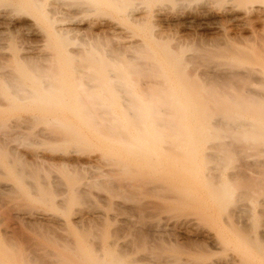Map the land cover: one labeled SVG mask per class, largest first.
<instances>
[{
	"label": "bare ground",
	"instance_id": "obj_1",
	"mask_svg": "<svg viewBox=\"0 0 264 264\" xmlns=\"http://www.w3.org/2000/svg\"><path fill=\"white\" fill-rule=\"evenodd\" d=\"M168 1L174 0H59L60 5L92 10L117 26L120 22L140 24L151 10L150 4L161 16V6ZM219 3L236 31L254 19L264 33V0H202L201 9L208 11ZM60 5L58 0L56 4L0 0V24L5 18L33 16V32L42 37L41 47L47 54L53 53L45 62L44 52L42 58H36L19 53L17 47L5 55V61L0 56V198L5 195L15 200L16 208L9 206L15 217L52 221L61 229L72 223L78 233H46L39 253L16 260L9 255L18 246L17 235L5 228L0 238V264H152L150 257L156 253L149 256L152 249L146 251L150 240L160 249L164 247L159 258L163 264H240L233 256L204 258L210 250L206 247L193 250L186 258L168 253L181 249L179 243L166 242L163 233L173 226L181 228L185 236L198 230L210 247H221L222 233L211 230L214 219L227 223L230 209L240 201L250 216L253 206L264 207V91H259L260 86L264 89V69L242 66L239 60L264 63V34L254 54L232 44L233 38L226 39L224 47L216 46L229 58L225 68L218 67L221 73L217 68L213 74L200 75L184 64L193 63V57H174L181 49L179 44L161 48L168 63L162 67L153 50L136 40L120 46L121 51L103 47L107 41L100 38L75 42L74 27L59 23L61 18L52 15ZM73 21L78 23L76 18ZM215 50L207 52L216 56ZM56 54L61 55L60 65ZM255 72L260 73L258 90L238 84ZM122 75L130 79V87ZM104 84L113 89L107 90ZM65 93L72 97L65 98ZM116 101L122 104L117 112L110 105ZM62 106L75 122L50 116ZM54 166L65 171L68 183L57 175L45 178V170ZM34 201L51 205L68 217L33 209ZM87 201L93 203V209L76 207ZM234 224L228 227L238 231ZM125 228L134 234L119 241L117 233ZM248 239L252 240L245 236Z\"/></svg>",
	"mask_w": 264,
	"mask_h": 264
},
{
	"label": "rangeland",
	"instance_id": "obj_2",
	"mask_svg": "<svg viewBox=\"0 0 264 264\" xmlns=\"http://www.w3.org/2000/svg\"><path fill=\"white\" fill-rule=\"evenodd\" d=\"M43 1H51V2L54 1V4H56L57 0H43ZM201 1L202 0H191L189 3H183L186 5H183L180 1H178L179 3H181V4H179L175 0L172 2L171 1L166 2V5L161 6V7H164V8H161L162 9L161 12L163 15L166 13L165 14L167 16L166 20L163 18V15L159 16L155 11H153V7H152L153 4H150L149 8H151V10L149 11L145 20L138 25H136V24L135 25H132V24L129 25L126 22H120L119 25H121V26H117L114 23V21L110 22V20L102 18L99 15H96V13L93 12L92 10L77 9V8H74V7L66 5V4L60 5L59 0H58V4L60 6H57V8H55V12L52 15L54 17L61 18V20H59V23L60 22L67 23L72 28L74 27L73 31H71V34L73 35L75 42H79V41H83V40L84 41H92V39L100 38L99 40L102 42L107 41V43L102 45L103 47H112L115 50H119L120 48L121 49L123 48L120 46L124 45L126 47V46H128V43L132 42L133 40H136V41L144 43L145 46L150 51L153 50L152 53L156 57L159 65L162 64L161 65L162 67L167 66L168 63H166L164 61V58H163L164 55H162L163 53H162L161 48L172 47V46H176L179 44V45H181V49L174 54V57L185 58V60H188L190 56L193 57L192 59L190 58L191 60L190 59L189 60L193 61V63L195 62V65L193 63H190L189 61H185L184 64L187 65L188 67H189V65H191L190 66L191 70L193 68H195L192 70L193 73L200 74V75L205 74V73L210 74V72H211V74H213L212 72L214 69L216 70V72L219 69L218 72L221 73L222 71H220V70L225 68V66H226L225 63L227 62V60L229 58L227 57L228 58L227 59L226 57H224L221 54V51L223 53L224 49L219 50V48H216V46L221 45L222 43L225 45V43L227 41L226 39L229 40V39L233 38L234 41L232 42V44H234V45L239 44L240 47L247 50V52H249L250 54L255 53V51H253V50H255V48H256V50L258 49V47L260 45L259 43H262L261 37L264 34L263 32H261V31H263V27L261 26V24L258 21L252 19V20H250L249 24H247L245 26L244 29L236 31V28L232 25V23L230 21L226 20L227 15H226V13H224V8H222L223 6H221L222 3H219L220 6L219 5H217L216 7L213 6L208 11H205V10L201 9L202 8L201 7L202 6ZM178 5H180V6L182 5V6L178 7ZM167 7H169V8H167ZM0 9L2 10V8H0ZM193 9L196 11H194ZM187 10H189V11H187ZM0 12H2V11H0ZM67 13H69V15H67ZM95 15L97 17H95ZM30 18H34V17L31 16ZM30 18L28 19V18H18L17 17V18H14L15 21L14 20L10 21L9 18H5L3 20L4 21L7 20L6 23L3 20L1 21V24H0V56L1 57L4 56V59L1 58L2 59L1 61H5V59H6L5 55L7 57L8 54L13 53L15 51L16 47L18 48L17 51L19 53L21 52V54H26L29 56L33 55V57L36 56V58L44 52L45 58H44V54L41 55L44 59L43 60L44 62H45V59L48 57V55H49V57L53 56V53L51 51H49V54H47L48 53L47 49L46 48L44 49V47L43 48L41 47V45L43 43L42 37H40L39 35H37L36 33L33 32L32 20H30ZM75 18H76V20H78V23H77V21H73V20H75ZM115 21L117 22L118 20H115ZM73 22H75V23H73ZM109 27H111V28H109ZM115 28H116V30H115ZM118 28L119 29L121 28V29L119 30ZM30 30H32V31H30ZM153 35H154V37L157 36L159 39L156 40L157 37L154 38ZM151 37H153L154 40L151 39ZM235 39H236V41H235ZM246 39H248V40H246ZM159 40L161 42H159V44H158L157 41H159ZM239 40H240V42H245V43L244 44L243 43H237V42H239ZM127 41H129V42L127 43ZM154 41L157 42L158 45H156ZM107 44H108V46H107ZM223 44H222V47H224ZM76 47L78 48V45ZM116 47H118V49ZM205 48H206V51H205ZM210 48L216 49V50L218 49L217 51L216 50L212 51V53L214 52L213 54H216V56L211 55V53L208 54L209 51L207 52V49L209 50ZM121 49H120V51H121ZM160 49H161V51H160ZM123 50H125V49H123ZM4 51H6V52H4ZM50 52L52 53V55L50 54ZM193 54H195V56ZM41 56H40V58H42ZM49 57H48V60H49ZM194 57H198V58H196L197 59L196 61H195ZM201 57H203V58H201ZM56 59H59V60H57L58 61L57 64L60 65L61 64V60H60L61 55L56 54ZM239 60H240V64L242 66L254 65L255 67H260V68L264 69V63L261 62L260 60L259 61L261 64L260 63L259 64L258 63H251V62H249L248 59H245V58H241ZM9 64H10V62H9ZM223 65H225V66H223ZM203 66L206 68L203 69L204 68ZM218 67H220V68L222 67V68L220 69ZM209 70H211V71H209ZM205 71H207V72H205ZM255 74H256V72L251 73L247 78L242 77L241 81H240V79L238 80L239 83H238V81L235 80L236 81L235 83L241 84L244 88H247V89H249L248 87H250L249 90H253L252 88H254V90H255L256 86L257 87L260 86L257 83V80L259 82L261 80V79L260 80L258 79L260 73L258 72L259 75L258 74L255 75ZM19 75H22V73H19ZM121 78L125 81L127 86L130 87V85H131L130 79L127 78L126 75H122ZM23 79L25 81H27L26 78H23ZM104 85H105V88L107 90L113 89L111 86L109 87V85H107V84H104ZM225 87H227V84ZM256 90H258V89H256ZM259 91L263 92L264 89L260 86ZM64 96H66L65 98H70V97H72V94L65 93ZM110 105L112 106V110L115 112H117L118 111L117 109L122 106V104L119 101H116ZM114 109H116V110H114ZM60 110L61 111H57L56 113L51 112L50 116L52 118H55V119H58V118L64 119L66 117H68V119L73 118L72 113L67 111L66 108H64V106H62V108ZM71 121L75 122V120L73 121V119ZM38 125L42 126V124H38ZM60 169L61 168H59V166H56V167L54 166V167H50V170L48 169V170H45L44 173L43 172H41V173H43L44 176L46 173L47 177L45 176V178L47 180L48 179L50 180V179H52V177H55L57 175V176L61 177L63 182L68 183L70 181L68 175L65 173V171L63 169H62L63 172ZM50 171L52 173H49ZM50 176H51V178H50ZM94 200L97 201V199H94ZM14 202H15V200H12L10 197L6 196V198H5V195H2V197L0 198V206L2 207V208L0 207V238H2L4 231L6 230L5 228L13 231L14 236L17 235L15 241L17 242L18 246L14 250L15 252L14 253L12 252L9 255L13 259L22 260V259H25L27 257L31 258L30 256H32V255L35 256L36 253L40 252L38 246L39 247L41 246V242L43 241V239L45 240L44 237L52 236V235H62V234H68V233H70V234H77L78 233V231L76 230L77 228L74 227V225L72 223H70L69 226L66 227V229H61L58 227L59 225H57V223L52 222V221L36 219V220H31V222H30L29 219L23 218L21 216L15 217L13 215V213H11L13 211L11 208H13V209L16 208L15 207L16 203L14 204ZM87 202L88 203L85 202L87 205H82V204H85V203H82V204H79V206L76 205V207H78L79 209L82 208L83 210H85V208H87L86 210L93 209L94 208V205H92L93 203H91L90 201H87ZM238 203L240 204V206ZM238 203L235 206H233L235 208L232 207L230 209L231 211H229V213H230L229 216L231 217L230 218L228 216V218H227V223H229V224L224 223V221H221V219H219V220L214 219L213 220V222L216 221L213 223V224H215V225H213V228H211L213 233H219L218 235H220L222 233L220 236L223 238L224 242L221 245V247H215V246L210 247L211 244L208 243L209 241L207 239L205 240L204 237L197 234V233H199L198 230L197 231L196 230L190 231L187 234L189 236H187V235L185 236L184 234H182L181 228H179V227L177 228V226H173L170 228H172V229L174 228L175 230L169 229L167 232L165 231L163 233V235L165 238H167V240H165L166 242L169 243L171 241V243H173L175 246H176V244L178 246V243H179L181 250L180 251L178 250L176 252V250L172 249V250H168L166 252L171 253L173 255L180 256L181 258H186L188 256V253L193 252V250H196V249L198 250V249H200V247H204V248L206 247L210 250L206 253L205 256H203L204 258L210 257L212 259H215V258L217 259V258H221V256H233L237 260H240V262H241L240 264H264V242H263L264 238L261 237V236H264V234H263L264 233V229H263L264 228V207H261V206L259 207L258 205L253 206L252 211L250 210L251 214H252L250 216L248 210L246 211V209H244V208H246L245 204L241 203V201ZM13 205H15V206L13 207ZM31 207L33 209H38L42 212L45 211V212H49V213H51V212L56 213L57 215H60L63 218L68 217L67 214L62 215V212L60 210L52 207L51 205L41 203L38 201L32 202ZM237 208H239V209H237ZM260 208L262 209L263 212L260 211L261 210ZM241 210H243V211H241ZM125 211H123V212H125ZM235 212H236V214H235ZM261 212H262V214H261ZM70 214L71 213H69L68 215H70ZM240 214H241V217H239ZM244 214H245V216H244ZM237 216H238V218H237ZM133 217H135V216H133ZM231 220L233 222H231ZM134 221H135L134 223L138 224L136 220H134ZM33 222H35V223H33ZM233 223H236V224H234L236 226L233 225V227H235V228L239 227L238 231H231L230 228L228 227V226H232ZM86 224H87V222H86ZM240 225H242V227ZM245 227H247L248 229H246ZM220 228H222V229H220ZM124 230H125V232H124ZM124 230H122L123 233H121L120 231L117 233L119 241L124 240V239H125L124 241L129 240L132 238V236L134 234L132 231L130 232V229H127V231H126V228H125ZM243 230L246 232L245 235H244L245 232ZM14 232H15V234H14ZM224 232H225V235H224ZM237 232H239V233H237ZM46 233H47V236H45ZM131 233H132V236H131ZM115 235H116V233H115ZM128 235L130 236V238H128L129 237ZM245 236L251 237L252 240L248 239L249 242L245 241ZM17 237H19V238H17ZM150 241H149L150 243H148V241H147L148 244H146V245H148L149 247L147 246L146 251H148L149 249H152V252L150 250L149 256L151 255V253L153 254V251H154V253H156V255L155 254L151 255L153 258L150 257L151 258L150 260H153V261L155 260L156 262L154 261L155 262L154 264H157L158 262L163 264V260L162 259L160 260L159 258H160V256H162V254H163L162 252L165 251L164 247H162L163 249H160L159 247H157V245L152 240H150ZM190 241H192V242H190ZM35 242L37 243V246H36ZM180 242H181V244H180ZM226 242L228 243L227 246L225 245ZM153 243L155 244V246ZM151 244L155 248H153ZM32 246H34V249L32 248ZM183 248H185V249H183ZM217 248H219V249H217ZM28 249H32V250H28ZM36 249H38V250L36 251ZM159 250H160L161 255L159 253ZM31 251H32V253H31ZM141 251L144 252L143 250H141ZM23 254H25V256H22ZM154 255L156 258L154 257ZM143 256H145V253ZM149 256L147 253V255L145 257L147 259H149ZM150 260H149V263L153 264V261H150Z\"/></svg>",
	"mask_w": 264,
	"mask_h": 264
}]
</instances>
